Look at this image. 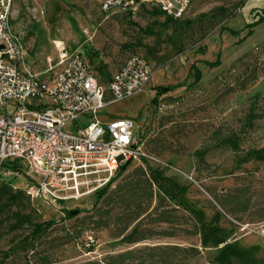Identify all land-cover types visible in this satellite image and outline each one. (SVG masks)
<instances>
[{
	"label": "rangeland",
	"instance_id": "obj_1",
	"mask_svg": "<svg viewBox=\"0 0 264 264\" xmlns=\"http://www.w3.org/2000/svg\"><path fill=\"white\" fill-rule=\"evenodd\" d=\"M100 1L14 0L12 26L25 68L34 72L46 69V56L57 60L56 40L80 50L105 83L132 54L150 61V84L99 117L134 120V134L151 157L131 163L110 189L142 168L155 182L152 206L123 235L113 225L81 232L95 203L119 210L121 200L97 202L92 194L57 209L32 199L22 175L1 173L0 264H81L129 249L128 237L160 202L191 214L200 228L196 236L164 241L198 248L212 264H264V220L255 213L237 220L212 195L251 185L257 202H264V0H192L179 19L146 4L107 13ZM251 70L257 79L243 86ZM198 73L200 82L192 84ZM85 121L64 130L74 132ZM74 208L82 212L70 219L65 210ZM68 232L74 240L63 244Z\"/></svg>",
	"mask_w": 264,
	"mask_h": 264
},
{
	"label": "built area",
	"instance_id": "obj_2",
	"mask_svg": "<svg viewBox=\"0 0 264 264\" xmlns=\"http://www.w3.org/2000/svg\"><path fill=\"white\" fill-rule=\"evenodd\" d=\"M192 0H101L104 12L158 8L181 18ZM14 0H0V174L26 179L27 192L57 209L111 185L126 163L151 156L134 134V120L99 117L108 105L146 88L153 77L150 61L132 54L103 82L80 50L54 41L57 60L46 69L25 68V51L12 20ZM85 117L74 132L64 128Z\"/></svg>",
	"mask_w": 264,
	"mask_h": 264
},
{
	"label": "trees",
	"instance_id": "obj_3",
	"mask_svg": "<svg viewBox=\"0 0 264 264\" xmlns=\"http://www.w3.org/2000/svg\"><path fill=\"white\" fill-rule=\"evenodd\" d=\"M264 20V18L262 19ZM244 56L237 62L243 61ZM236 66V63L231 68ZM264 69V66L262 67ZM262 69V70H263ZM256 70V69H255ZM255 70L243 77V86L257 79L253 75ZM200 74H196L192 84L200 82ZM162 90H168L162 87ZM131 163L123 165L114 180L122 175ZM154 180L142 168H135L115 189H110V184L99 189L94 195L98 201L111 200L117 197L121 200L119 210L109 206H93V213L84 218V225L80 227L81 232L94 231L99 228H110L115 226L116 235H123L131 223L147 213L154 199ZM212 193V192H211ZM256 190L251 185H241L226 188L225 191L213 193L216 204L231 216L240 218L242 214L255 213L259 220H264V202L258 203L255 196ZM154 212L128 237L127 242L133 247L108 255L102 259H90L81 264H212L204 261L203 253L198 248H191L164 241V239L177 237L180 233L196 236L200 234V228L191 214L181 213L177 207H170L164 202L158 203ZM116 211V212H115ZM67 217L72 219L78 217L82 212L79 208L66 209ZM54 220L46 223L47 227L53 226ZM72 233L63 235V244L74 240ZM155 241V242H152ZM149 242V243H144ZM136 245V246H135ZM89 250L92 251L95 241H91ZM229 251L226 250L223 258L227 259ZM51 262V261H50ZM44 263H49L44 261Z\"/></svg>",
	"mask_w": 264,
	"mask_h": 264
},
{
	"label": "crops",
	"instance_id": "obj_4",
	"mask_svg": "<svg viewBox=\"0 0 264 264\" xmlns=\"http://www.w3.org/2000/svg\"><path fill=\"white\" fill-rule=\"evenodd\" d=\"M119 69V68H118ZM117 71V70H116ZM112 76V75H111ZM102 80V79H101ZM104 82V80H102Z\"/></svg>",
	"mask_w": 264,
	"mask_h": 264
}]
</instances>
